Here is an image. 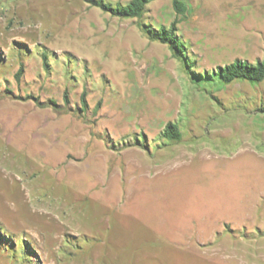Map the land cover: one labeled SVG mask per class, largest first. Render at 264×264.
<instances>
[{"label":"rangeland","instance_id":"obj_1","mask_svg":"<svg viewBox=\"0 0 264 264\" xmlns=\"http://www.w3.org/2000/svg\"><path fill=\"white\" fill-rule=\"evenodd\" d=\"M95 1L0 0V264H264V0Z\"/></svg>","mask_w":264,"mask_h":264},{"label":"trees","instance_id":"obj_2","mask_svg":"<svg viewBox=\"0 0 264 264\" xmlns=\"http://www.w3.org/2000/svg\"><path fill=\"white\" fill-rule=\"evenodd\" d=\"M147 2L148 0H130L124 5L119 4L112 6L105 3L103 0H99L95 1V4L116 16L141 17L145 11ZM174 7L178 13H183L186 10L185 4L182 0H174ZM175 31V23L169 28L161 27L158 30V37L163 42L169 44L176 53H179L183 51L184 47L183 42L178 38ZM215 74L225 82H230L235 79L261 81L264 79V58L256 63L251 62L248 59L237 58L225 65H219L215 70ZM163 132L166 137L173 140H177L181 137L178 125L173 122L167 123ZM33 252L35 251L33 250Z\"/></svg>","mask_w":264,"mask_h":264}]
</instances>
